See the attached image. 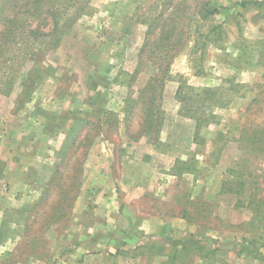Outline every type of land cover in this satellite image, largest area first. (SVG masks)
<instances>
[{"label":"rangeland","instance_id":"1","mask_svg":"<svg viewBox=\"0 0 264 264\" xmlns=\"http://www.w3.org/2000/svg\"><path fill=\"white\" fill-rule=\"evenodd\" d=\"M0 264H264V0H0Z\"/></svg>","mask_w":264,"mask_h":264},{"label":"crops","instance_id":"2","mask_svg":"<svg viewBox=\"0 0 264 264\" xmlns=\"http://www.w3.org/2000/svg\"><path fill=\"white\" fill-rule=\"evenodd\" d=\"M102 244H104V243H102Z\"/></svg>","mask_w":264,"mask_h":264}]
</instances>
